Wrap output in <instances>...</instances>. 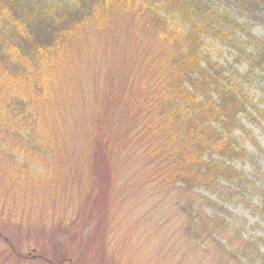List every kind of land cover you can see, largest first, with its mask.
Returning a JSON list of instances; mask_svg holds the SVG:
<instances>
[{
  "label": "trees",
  "instance_id": "16d2710c",
  "mask_svg": "<svg viewBox=\"0 0 264 264\" xmlns=\"http://www.w3.org/2000/svg\"><path fill=\"white\" fill-rule=\"evenodd\" d=\"M233 7L264 16V0H0V180L13 193L31 187L20 197L43 198L51 182H61L50 171H66L58 166L68 156L83 168L88 164L92 179L88 186L89 173L82 181L85 198L69 224L78 232L69 237L67 252L77 254L94 229L98 237L108 230V198L119 182L122 202L138 194L157 197L152 206L175 213L187 248L202 249L220 264L258 258L264 264L262 239L242 235L245 225L260 222L229 210L244 205L264 220V147L244 124L257 109L239 67L214 58L208 47L215 40L258 67L264 63V40L240 23ZM92 33L123 53L94 73L92 82L110 100L79 125L72 109L65 112L55 99L66 77L88 85L82 68ZM258 113L264 122V112ZM83 127L86 137L78 141ZM60 137L67 138L57 146ZM245 162L249 169L235 165ZM91 202L98 208L86 212ZM31 240L14 243L6 236L0 260L72 264L65 251L60 258L35 255Z\"/></svg>",
  "mask_w": 264,
  "mask_h": 264
},
{
  "label": "rangeland",
  "instance_id": "374dc122",
  "mask_svg": "<svg viewBox=\"0 0 264 264\" xmlns=\"http://www.w3.org/2000/svg\"><path fill=\"white\" fill-rule=\"evenodd\" d=\"M233 9L240 23L247 25L253 35L264 40V16L260 17L262 13L253 16L235 7ZM85 47L84 58L86 59H84L82 72L84 73V83L88 85L82 86L83 82L76 75H73L68 80L66 77L64 82L60 84L62 91L59 95L56 94L55 99L56 104L63 108L65 112L69 108L72 109L74 116L79 119V125L83 124L81 123L83 115L93 114L95 106L101 107L103 102L105 105L110 100L106 94L107 92L100 89L97 83L92 82L94 73L97 70L101 71L104 69L109 64L108 60L111 61L114 57L116 58L123 53L122 47L119 49L116 47L115 49V45L109 41L107 42L104 38H99L95 33L89 35ZM208 47L214 58L239 67L240 74L245 78L244 85L248 88L247 93L257 109H250L254 119L248 115L244 119V124L250 129L259 144L264 147V122L258 113L259 111L264 112V63L258 67L251 59L240 56L236 50L222 46L215 40L210 41ZM249 52L250 50L247 49V53ZM250 56L255 57V53ZM236 57H242L238 64H234ZM54 90H56V87ZM51 118L54 120L53 115ZM50 119L45 121L49 126L53 124ZM104 127L106 126L104 125ZM94 128L93 126L92 132ZM112 130L113 132H118V127L114 126ZM77 137L78 141L86 137L84 127L77 129ZM66 138L60 137L56 145H61ZM244 145L253 153H256L255 151L257 150L253 143L245 137ZM80 148L84 150L82 147ZM63 149L61 147V152ZM67 159L69 160L68 163H60L58 166L60 171H66H50V174L57 173L61 182L58 184L51 182L49 187L44 189L43 198L31 197L30 195H27L26 198L20 197L19 195L21 194H30L31 187L16 191L14 186L15 193H13L9 184L0 180L1 242H4L6 236L10 237L14 243L30 236L32 239L31 243L38 248L35 255H42L43 258L53 255L60 258L61 252L65 251L66 253L64 254H67L68 258L72 259V264H220L218 260L208 257L202 249L193 251L192 247L187 248V239L183 234L184 227H181V220L179 218L175 219V215H173L175 213L169 216V211H163L152 206L159 201L157 197L148 198L138 194L134 198H127L122 202L123 195L120 192L122 189L119 182H117V189L114 190V195H112V187L108 198L111 206H109L110 213H105L106 218L110 221L108 230H105L102 236L98 237V234H94L96 230L94 229L91 231V238H85L77 254L67 252L66 245L70 243L69 237L75 231L78 232L77 227H69V224L74 218L73 215L77 214V206L79 207L80 202L85 198V192L80 194L82 181L85 180L86 175L89 173L88 186L92 179V171L89 170L87 163L86 167L83 168L79 165L77 158L73 159V156H68ZM128 162L130 165L133 163L132 161ZM101 164L102 166L104 165V163ZM235 165L237 168L247 167L249 169L252 164L245 162L244 164L236 163ZM122 170H125L123 166ZM122 170L120 176L125 178L127 174ZM38 185L40 188L42 187L40 182L35 188ZM200 192L208 197H214L210 194V191L200 189ZM98 205L99 203L93 204L91 202L90 209H87L86 212L88 210H91V212L97 210ZM229 210L235 214L247 217L251 222H260L252 227L245 225L242 235L245 238L252 237L253 239L260 237L262 239L260 241L261 252L264 255V220H259L244 205L237 207L230 205ZM79 211H83V209ZM208 212H211V210H208ZM41 217L44 219L37 224H32L31 228L22 226L28 220L32 222ZM91 223L94 222L91 221ZM86 227L87 225L84 228ZM18 246L24 248L26 243L21 242ZM55 249L56 253H54ZM0 264H11V262L1 259ZM238 264H262V262L258 258L256 261L241 260Z\"/></svg>",
  "mask_w": 264,
  "mask_h": 264
}]
</instances>
